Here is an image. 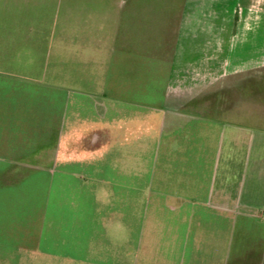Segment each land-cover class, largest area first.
<instances>
[{
    "label": "crops",
    "instance_id": "crops-1",
    "mask_svg": "<svg viewBox=\"0 0 264 264\" xmlns=\"http://www.w3.org/2000/svg\"><path fill=\"white\" fill-rule=\"evenodd\" d=\"M127 3L63 86L44 30H0V264L227 259L254 217L264 264V0Z\"/></svg>",
    "mask_w": 264,
    "mask_h": 264
},
{
    "label": "rangeland",
    "instance_id": "rangeland-1",
    "mask_svg": "<svg viewBox=\"0 0 264 264\" xmlns=\"http://www.w3.org/2000/svg\"><path fill=\"white\" fill-rule=\"evenodd\" d=\"M127 0H25L23 17L2 20L0 30L45 31L44 41L37 43L34 36L26 40L35 41L33 57L53 60L56 67V83L64 85L65 59L97 58L99 38L111 40V32L105 30H130ZM135 20L133 26L135 27ZM138 25V24H137ZM40 53H37V50ZM51 73V82H53ZM251 89H258L256 83ZM257 217L253 220L234 218L232 236L233 253L227 259H202L199 264H258ZM246 221V222H245ZM261 228V227H260ZM264 228V227H263ZM264 231L260 232L262 235ZM146 264H167L165 260H146ZM20 264H86L58 258L21 260ZM144 264V261H142ZM168 264H176L169 261Z\"/></svg>",
    "mask_w": 264,
    "mask_h": 264
}]
</instances>
